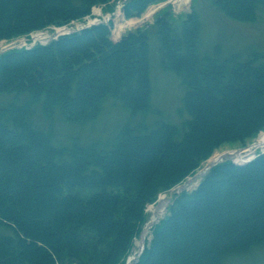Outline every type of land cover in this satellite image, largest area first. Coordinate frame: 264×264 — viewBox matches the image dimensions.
I'll list each match as a JSON object with an SVG mask.
<instances>
[{
	"label": "trees",
	"instance_id": "obj_1",
	"mask_svg": "<svg viewBox=\"0 0 264 264\" xmlns=\"http://www.w3.org/2000/svg\"><path fill=\"white\" fill-rule=\"evenodd\" d=\"M112 1L0 0V40L80 20L94 6L111 11ZM165 1L127 0L122 13L138 18ZM200 1L237 22H264V0H192L188 13L175 18L163 8L118 41L109 21L0 54V264H120L148 204L221 145L243 148L264 130V52L222 56L215 45L199 53ZM151 35L160 68L183 87L178 123L144 121ZM107 98L129 119L104 144L57 147L31 121L37 112L85 125ZM254 246H264V153L241 165L223 161L176 195L137 264H222Z\"/></svg>",
	"mask_w": 264,
	"mask_h": 264
},
{
	"label": "rangeland",
	"instance_id": "obj_2",
	"mask_svg": "<svg viewBox=\"0 0 264 264\" xmlns=\"http://www.w3.org/2000/svg\"><path fill=\"white\" fill-rule=\"evenodd\" d=\"M176 0H167L164 3L149 6L140 18L124 19L123 14L116 13L113 17L116 25L121 29L114 30V25L111 31V38L117 40L125 32L141 27L144 24L152 23L154 15L163 8H169L173 16L179 17L190 11L192 0L188 1L185 6L175 5ZM196 8L200 15L201 30H200V44L198 52L203 54L205 52L213 53L215 45L222 48V56H228L235 52H250L262 51L264 52V22L258 21L255 23H242L227 18L222 12L215 7L209 5L206 1L198 2ZM248 52V53H249ZM247 53V54H248ZM159 46L154 35L149 37V75L152 87V111L144 118L145 123L150 124L155 121L160 115L165 116L172 123H178L180 118L176 115V109L180 106V99L183 96V87L180 84L179 78L170 71H164L159 65ZM129 119V112L117 101L107 98L103 103V107L99 116L85 125H78L74 123H65L57 116L46 120L37 112L31 115V121L36 126L49 130L52 133V144L57 147L69 146L76 140L80 144L90 143H107L116 134L120 126ZM135 121L140 120V116L135 118ZM264 132V131H263ZM261 133L257 137L250 140L245 147H240L238 144H224L217 148L214 153L205 160L199 169L189 175L192 180L185 179L182 183L162 193L158 196L157 201L147 206L146 223L147 226L152 217L157 223L160 219L167 215V209L172 203L174 197L182 191H191L203 177V171L208 164H211L212 158L221 159L217 162L230 160L236 164L242 162L236 160L234 156L227 155L237 151L251 148L253 155L264 153V144L259 142ZM252 156V154L250 155ZM212 165V164H211ZM199 175L195 178V174ZM204 172V173H202ZM194 177V178H193ZM143 232V231H142ZM140 236L144 235L140 232ZM151 236V230L148 229L147 235L144 238L146 245ZM172 247L177 248L179 245L172 242ZM169 244H171L169 242ZM166 264H173L165 261ZM222 264H264V246H254L246 252L231 254L222 260Z\"/></svg>",
	"mask_w": 264,
	"mask_h": 264
},
{
	"label": "built area",
	"instance_id": "obj_3",
	"mask_svg": "<svg viewBox=\"0 0 264 264\" xmlns=\"http://www.w3.org/2000/svg\"><path fill=\"white\" fill-rule=\"evenodd\" d=\"M80 26L65 25L61 27L50 26L45 29L30 32L28 35L18 37L11 40H4L0 42V51L9 49L29 48L36 44L45 45L51 40L58 38L61 35L69 34L78 30ZM140 254V248L136 245L132 248L130 255L127 258L126 264L135 262Z\"/></svg>",
	"mask_w": 264,
	"mask_h": 264
},
{
	"label": "bare ground",
	"instance_id": "obj_4",
	"mask_svg": "<svg viewBox=\"0 0 264 264\" xmlns=\"http://www.w3.org/2000/svg\"><path fill=\"white\" fill-rule=\"evenodd\" d=\"M188 1L189 0H176L175 1V5L177 6H185L188 4ZM121 29V27L119 25H116V30H119ZM263 137H264V134H263ZM253 154V152L251 151L250 153L247 151V152H240V151H237V152H234V153H228L227 155H230V156H234V158L240 162H245L247 161L249 158H250V155ZM154 218H152L153 220Z\"/></svg>",
	"mask_w": 264,
	"mask_h": 264
},
{
	"label": "crops",
	"instance_id": "obj_5",
	"mask_svg": "<svg viewBox=\"0 0 264 264\" xmlns=\"http://www.w3.org/2000/svg\"><path fill=\"white\" fill-rule=\"evenodd\" d=\"M115 11L112 12V14L114 13ZM91 13H96V14H101V16L103 18L107 17L109 14H110V8L108 6H105V5H102V6H98V7H93L92 8V12ZM118 13V12H117ZM114 17H116V13L113 14ZM115 19H113L114 21Z\"/></svg>",
	"mask_w": 264,
	"mask_h": 264
}]
</instances>
